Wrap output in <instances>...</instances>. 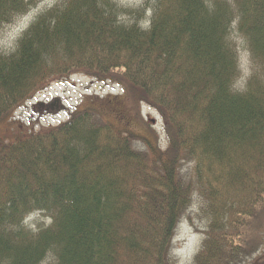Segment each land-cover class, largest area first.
Instances as JSON below:
<instances>
[{"label":"trees","instance_id":"trees-1","mask_svg":"<svg viewBox=\"0 0 264 264\" xmlns=\"http://www.w3.org/2000/svg\"><path fill=\"white\" fill-rule=\"evenodd\" d=\"M36 4L0 0V29ZM233 31L252 61L244 87ZM75 74L117 80L123 95L87 98L48 131L5 130L25 102ZM142 104L161 115L166 148L151 126L133 129ZM195 205L204 226L192 264L256 260L264 0H59L40 12L0 53V264H176L173 239ZM36 212L50 224L27 225Z\"/></svg>","mask_w":264,"mask_h":264},{"label":"rangeland","instance_id":"rangeland-1","mask_svg":"<svg viewBox=\"0 0 264 264\" xmlns=\"http://www.w3.org/2000/svg\"><path fill=\"white\" fill-rule=\"evenodd\" d=\"M59 0H37L36 6L32 11L21 18H18L14 23L3 29H0V53H9L15 48L17 41L23 32L30 26L35 17L42 11L53 7ZM122 6L138 8L142 6L146 0H114ZM151 12H147L146 17H150ZM146 25L145 21L142 22ZM233 39L236 50L239 53V76L236 81L237 87H244L246 80L252 74V61L247 43L243 36L233 31ZM254 69V67H253ZM112 79H117V75L113 74ZM123 95L122 88L119 87V82L116 80L99 79L84 74H75L69 78L62 79L60 82H54L46 87V89L37 93L31 100L25 102V105L16 110L8 122L5 124V130L11 129L14 132H23L26 134L37 133L54 128L63 122H66L70 114L84 106L87 98H95L97 100L106 97L119 99ZM131 101L127 102L129 105L130 118L135 119L134 109L131 108ZM142 122L133 121V129L135 132L144 134L143 127L147 128L148 133L152 130L158 137L159 144L166 148L167 140L164 131V122L161 115L146 104L140 105ZM138 120V119H137ZM152 130H151V128ZM142 136V135H141ZM190 215L192 222L185 219L179 223L178 229L173 239V256L176 264H192L194 256L199 251L202 241L204 223L198 217V206L191 208ZM46 221L50 224V220L41 218V214L29 216L26 219V224L35 228L36 223ZM262 250L255 255L254 258L246 261L245 264H260L258 258H261ZM252 260V261H251ZM50 260H46L44 264H50ZM264 259L261 260V263Z\"/></svg>","mask_w":264,"mask_h":264}]
</instances>
